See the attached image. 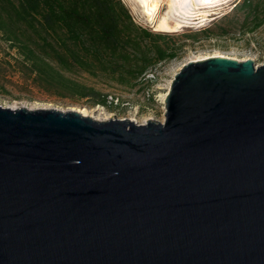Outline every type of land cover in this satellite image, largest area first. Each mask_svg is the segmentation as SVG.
I'll list each match as a JSON object with an SVG mask.
<instances>
[{
	"label": "water",
	"instance_id": "obj_1",
	"mask_svg": "<svg viewBox=\"0 0 264 264\" xmlns=\"http://www.w3.org/2000/svg\"><path fill=\"white\" fill-rule=\"evenodd\" d=\"M0 264H264V62H186L163 121L0 106Z\"/></svg>",
	"mask_w": 264,
	"mask_h": 264
},
{
	"label": "trees",
	"instance_id": "obj_2",
	"mask_svg": "<svg viewBox=\"0 0 264 264\" xmlns=\"http://www.w3.org/2000/svg\"><path fill=\"white\" fill-rule=\"evenodd\" d=\"M233 10L250 17L251 29L264 21V0H240ZM167 36L135 23L121 0H0L1 39L31 82L60 99L105 105L106 95L77 76L133 87L176 56Z\"/></svg>",
	"mask_w": 264,
	"mask_h": 264
},
{
	"label": "rangeland",
	"instance_id": "obj_3",
	"mask_svg": "<svg viewBox=\"0 0 264 264\" xmlns=\"http://www.w3.org/2000/svg\"><path fill=\"white\" fill-rule=\"evenodd\" d=\"M121 1L128 8L135 23L168 35V45L176 49L174 58L151 67L133 87L95 80L86 75L77 76L78 80L106 95L105 105H93L86 99L74 102L50 96L36 87L26 70H20L21 57L15 48L10 47L0 37V106L29 110L79 111L82 115L98 121L126 119L137 124H143L146 120L161 122L164 117V99L174 75L184 63L211 57H224L237 62L252 60L254 67L264 62V21L259 27L251 29L250 17L246 18L245 13L239 10L234 13V6L240 0L219 2L213 12H206H217L212 20L203 22L200 26L183 24L172 32L156 30L157 22L167 18L165 13L171 0H157L161 7L153 18L147 17L134 0ZM225 17L227 19L223 22ZM207 29L211 31L204 32ZM218 32L224 34L209 35Z\"/></svg>",
	"mask_w": 264,
	"mask_h": 264
},
{
	"label": "bare ground",
	"instance_id": "obj_4",
	"mask_svg": "<svg viewBox=\"0 0 264 264\" xmlns=\"http://www.w3.org/2000/svg\"><path fill=\"white\" fill-rule=\"evenodd\" d=\"M134 1L149 18H153L161 7L157 0ZM222 1L224 0H171L165 13L167 18H162L157 22L156 30L172 32L187 23L200 26L203 22H208L216 16L217 12L210 14L206 12H213L212 10Z\"/></svg>",
	"mask_w": 264,
	"mask_h": 264
}]
</instances>
